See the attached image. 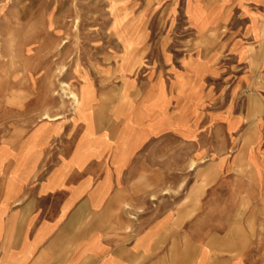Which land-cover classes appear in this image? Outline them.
I'll use <instances>...</instances> for the list:
<instances>
[{"label": "crops", "instance_id": "1", "mask_svg": "<svg viewBox=\"0 0 264 264\" xmlns=\"http://www.w3.org/2000/svg\"><path fill=\"white\" fill-rule=\"evenodd\" d=\"M172 4L189 35L205 37L200 51L229 52L231 59L187 56L179 70L157 75L149 102L135 119L126 117L121 141L119 133L98 130L92 113L93 140H80L79 129L57 158L46 150L52 141L33 150L28 141L1 145L0 264H264V235L202 215L207 185L177 189L176 173L156 166L145 188L149 175L139 155L147 137L196 132L186 118L206 105V120L241 130L238 101L252 98L248 91L264 66V0ZM43 159L53 162L45 172ZM145 194L150 206L142 210Z\"/></svg>", "mask_w": 264, "mask_h": 264}, {"label": "rangeland", "instance_id": "2", "mask_svg": "<svg viewBox=\"0 0 264 264\" xmlns=\"http://www.w3.org/2000/svg\"><path fill=\"white\" fill-rule=\"evenodd\" d=\"M178 8L172 0H0V146L28 141L33 150L52 141L46 150L57 158L77 130L80 140H93L92 113L97 129L116 137L126 117L135 119L149 102L157 75L179 70L187 56L229 61V52L200 51L205 37L189 35ZM257 72L252 98L238 101L245 114L240 131L206 120V105L186 118L196 132L147 137L139 155L149 175L145 188L156 166L176 173L177 189L202 182L206 220L224 227L233 221L263 236L264 66ZM46 111L60 117L43 119ZM51 163L43 159L42 172ZM150 198L144 195L142 210Z\"/></svg>", "mask_w": 264, "mask_h": 264}, {"label": "bare ground", "instance_id": "3", "mask_svg": "<svg viewBox=\"0 0 264 264\" xmlns=\"http://www.w3.org/2000/svg\"><path fill=\"white\" fill-rule=\"evenodd\" d=\"M67 85V84H66ZM68 86V85H67ZM70 94H71V97H72V99H73V102L74 103H77L78 101H79V96H78V94L75 92V91H72V90H70V92H69ZM45 102V101H44ZM76 105V104H75ZM50 109V108H49ZM42 116H43V119L45 118H49V119H57V118H59L60 116L59 115H51L50 114V112L49 111H46V112H44L43 114H42ZM27 129V128H26ZM52 139V138H51Z\"/></svg>", "mask_w": 264, "mask_h": 264}]
</instances>
